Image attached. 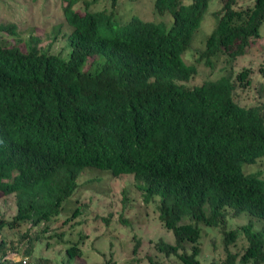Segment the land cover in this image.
Segmentation results:
<instances>
[{
  "label": "trees",
  "instance_id": "trees-1",
  "mask_svg": "<svg viewBox=\"0 0 264 264\" xmlns=\"http://www.w3.org/2000/svg\"><path fill=\"white\" fill-rule=\"evenodd\" d=\"M78 1L62 0L71 28L62 34L65 58L51 51L58 28L41 35L51 42L43 48L41 38L22 40L14 25H0V199L15 202L11 220L0 216V264H28L38 244L63 235L46 237L85 168L112 178L132 175L145 203L157 199L158 220L175 239L156 243L165 256L199 264L197 247L190 256L179 250L196 244L203 224L221 228L226 247L241 231L248 246L240 262L264 263V224L226 231L229 215L264 221V178L242 169L264 158V109L238 105L228 75L184 85L196 67L182 55L211 0H155L157 13L171 15L169 28L132 16L117 33L109 31L118 0L85 1L82 12L73 9ZM218 1L215 27L196 56L207 65L227 52L230 60L243 56L264 23V0L243 7ZM99 2L108 6L95 10ZM6 232L16 233L15 240ZM234 260L227 253L220 264ZM36 264L50 263L39 257Z\"/></svg>",
  "mask_w": 264,
  "mask_h": 264
},
{
  "label": "rangeland",
  "instance_id": "rangeland-1",
  "mask_svg": "<svg viewBox=\"0 0 264 264\" xmlns=\"http://www.w3.org/2000/svg\"><path fill=\"white\" fill-rule=\"evenodd\" d=\"M85 1L89 0H79L73 9L82 12ZM253 1L236 0V7H243ZM62 6V0H0V25H14L22 40H26L30 34L41 38L40 46L43 48H47L51 42L49 38L45 39L41 35L48 32L51 27L58 28L60 33L52 43L51 51L61 53L65 58L69 53V47L62 34L69 33L71 28L64 21ZM95 6L93 7L95 10H101L108 5L99 2ZM219 6L218 0H211L201 26L194 36L192 47L182 55L186 64H193L196 67V75L184 85L192 88L206 80L214 81L228 75L233 78L235 85L233 99L238 105L248 107L259 104L264 109V23L260 28V38L251 40L250 47L243 56L230 60V54L227 52L211 59L209 65L196 59L199 51L203 49L205 39L215 27L216 20L212 13ZM93 8L90 10H94ZM132 16L142 21L165 23L166 28L172 23L168 12L157 13L155 0H118L113 15L117 23L109 32L121 31L124 23ZM2 38L5 43H14L11 37ZM245 70L248 71L246 78L242 81L236 80V76ZM242 169L248 174L258 172L260 177L264 178V158L253 164L243 165ZM86 182L89 183L87 186L80 187ZM76 183L78 188L73 197L64 202L65 206L60 216L49 225L46 233V237L57 236L60 233L63 235L54 239L48 238L49 243L46 246L45 241L38 244L33 258L30 259L31 262L36 264L37 259L41 257L50 264H183L177 256L167 257L156 248L159 240L174 245V235L158 220L157 199L145 203L132 175L112 178L108 171L85 168ZM136 183L140 186L139 182ZM14 214V196L0 199V216L11 220ZM249 221L252 222L255 231L260 230L264 224V221L247 213L238 217L229 215L226 231H239L240 227ZM189 222L188 219L181 221ZM198 226L201 234L196 244L184 243L179 253L190 256L195 246L199 264L223 263L226 261L227 253L235 256L234 264H242L240 258L248 244L241 231L238 232L236 241L226 247L221 228L203 224ZM3 237L13 241L16 233L6 232ZM137 242L138 248L134 252L133 248ZM70 247L79 248V256L76 254L70 256V250H67Z\"/></svg>",
  "mask_w": 264,
  "mask_h": 264
},
{
  "label": "built area",
  "instance_id": "built-area-1",
  "mask_svg": "<svg viewBox=\"0 0 264 264\" xmlns=\"http://www.w3.org/2000/svg\"><path fill=\"white\" fill-rule=\"evenodd\" d=\"M18 260V259H17ZM25 262H27V259L24 260ZM28 264H34L33 262L29 261Z\"/></svg>",
  "mask_w": 264,
  "mask_h": 264
},
{
  "label": "clouds",
  "instance_id": "clouds-1",
  "mask_svg": "<svg viewBox=\"0 0 264 264\" xmlns=\"http://www.w3.org/2000/svg\"><path fill=\"white\" fill-rule=\"evenodd\" d=\"M122 176V175H121ZM18 259V258H17ZM35 264V263H34Z\"/></svg>",
  "mask_w": 264,
  "mask_h": 264
}]
</instances>
